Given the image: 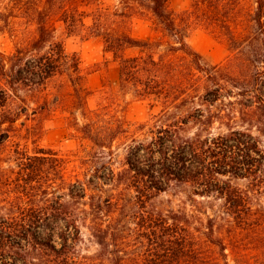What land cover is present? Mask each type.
<instances>
[{"label":"trees","instance_id":"1","mask_svg":"<svg viewBox=\"0 0 264 264\" xmlns=\"http://www.w3.org/2000/svg\"><path fill=\"white\" fill-rule=\"evenodd\" d=\"M134 1H144L163 38L132 34L129 20L140 14ZM246 1L244 7L243 0H190L174 12L167 0L112 6L104 0H41L28 49L17 47L9 64L0 53V144L22 115L29 116L28 105L17 104L26 99L21 92L34 98L32 112L46 109L45 85L57 73L68 76L73 98L83 103L79 59L57 39V22L69 33L100 36L118 60L121 85L163 103L133 129L115 114H87L80 130L91 147L72 165L59 151L39 146L32 154L17 146L7 160L0 157V264H228L230 246L215 229L248 226L264 212L252 198L264 185L242 189L232 182L246 178L253 184L264 168V0ZM196 27L226 40L230 54L224 61H202L187 40ZM132 47L139 53L126 55ZM227 103L237 104L236 120L222 107ZM214 121L226 130L212 133ZM117 139L124 148L119 169L111 165ZM184 185L197 197L222 198L220 213L204 217L198 207L156 206L160 193ZM218 216L227 218L224 225ZM82 228L98 246L94 254L79 249ZM230 251L239 257L236 245Z\"/></svg>","mask_w":264,"mask_h":264},{"label":"rangeland","instance_id":"2","mask_svg":"<svg viewBox=\"0 0 264 264\" xmlns=\"http://www.w3.org/2000/svg\"><path fill=\"white\" fill-rule=\"evenodd\" d=\"M108 5H119V0H104ZM168 7L174 12L188 8L190 0H167ZM41 0H0V53L9 64L15 61L11 55L16 52L17 47L28 49L30 42L37 33L35 21V9ZM242 5L246 7L247 1L243 0ZM134 6L140 13L133 16L129 23L133 35L141 38L155 37L163 38L162 25L147 11L144 1L135 2ZM88 22L89 19H86ZM55 35L61 40L65 51L69 54L75 53L80 63V77L77 82L85 87V97L82 101H75L73 90L68 80V76L62 72L51 77L45 85L44 96L48 99L47 108L32 112L35 107L34 98L27 95L26 90L21 92V97L17 104L28 105L29 116H21L16 121V127L10 132L11 135L0 144V157L7 160V156L15 147L27 149L32 154L35 147L51 148L59 151L62 155L71 159L70 165L74 164L75 158H81L85 151L91 147L90 142L83 137L80 126L89 120L87 117L98 116L111 118L114 115L123 118L134 128L138 123H142L158 114L162 108L163 100L161 97L151 96L150 98H140L135 95L132 88L122 86L119 80L118 60L111 52L105 51L102 38L100 36L85 35L80 33H69L62 22L56 23ZM188 42L201 54L202 61L206 65H216L225 60L230 54L228 44L225 39L215 35L208 30L196 27L191 28L187 37ZM29 50H26V53ZM126 55L138 54V48H126ZM28 55V56H27ZM29 58L31 55L27 54ZM10 57V58H8ZM1 58V59H2ZM3 80L0 78V82ZM234 101V97H231ZM227 101V99H225ZM230 115L236 120L238 113L237 104L227 103L226 106ZM88 114L87 117H85ZM232 118V120H233ZM28 119L24 125L21 122ZM153 120V119H152ZM100 123V121H98ZM235 127H240L241 123L235 121ZM194 130V129H193ZM226 130V124L218 121L210 127L214 134ZM140 130L136 131V135ZM18 133V134H17ZM254 133L257 132L254 130ZM264 146V138L261 137ZM113 159L111 165L119 169L122 164L124 148L120 144V139L113 142ZM8 161L3 163L8 166ZM232 182L240 188H253L255 185H264V168L260 171L259 177L253 184L246 178H233ZM188 186H177L166 192L160 193L154 203L162 210L169 208H199L205 217L207 214L218 215L221 211L222 198L216 195L197 197L190 194ZM251 193V192H250ZM190 197H194L195 201ZM253 204L259 207L258 212L264 211V190L260 193H252ZM261 219H255L248 223V226L235 229H215L216 233L222 235L228 245L237 246L240 255L230 251V247L225 249L228 264H264V212ZM224 216L217 217L219 224L226 222ZM97 244L90 236L89 230L81 229V239L79 249L83 254H94Z\"/></svg>","mask_w":264,"mask_h":264}]
</instances>
